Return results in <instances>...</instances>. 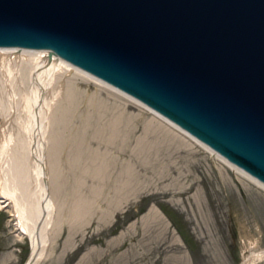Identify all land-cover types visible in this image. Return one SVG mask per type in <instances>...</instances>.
<instances>
[{"label":"rangeland","instance_id":"374dc122","mask_svg":"<svg viewBox=\"0 0 264 264\" xmlns=\"http://www.w3.org/2000/svg\"><path fill=\"white\" fill-rule=\"evenodd\" d=\"M19 71L13 81L24 92L27 68ZM71 72H54L44 108L56 216L37 264H264L263 186L127 96ZM7 75L0 71L8 114ZM25 108L0 115L8 184L25 152ZM15 220L9 206L0 210V264L31 254Z\"/></svg>","mask_w":264,"mask_h":264},{"label":"water","instance_id":"95a60500","mask_svg":"<svg viewBox=\"0 0 264 264\" xmlns=\"http://www.w3.org/2000/svg\"><path fill=\"white\" fill-rule=\"evenodd\" d=\"M0 48L47 50L264 185V0H0Z\"/></svg>","mask_w":264,"mask_h":264},{"label":"bare ground","instance_id":"6f19581e","mask_svg":"<svg viewBox=\"0 0 264 264\" xmlns=\"http://www.w3.org/2000/svg\"><path fill=\"white\" fill-rule=\"evenodd\" d=\"M26 68L28 83L25 89L23 88V92L20 85L21 82L19 83L17 78L14 82L13 79L14 77H16V70L25 71ZM0 71L2 73L4 72L5 75L8 74L7 76H11L9 78H6L8 82V84H6L8 90L7 92H10L9 94L12 97L13 102L10 103V107L12 110H10L8 114L12 116V112L15 110H19L21 104H23L24 108L26 107L25 109L27 113V120H29L28 125L24 128L26 133V142L23 146L25 152L22 163L19 164L20 166L18 167L20 168V171L17 168V170L14 169L16 172H11L12 175L14 173L15 175L13 176V178L9 177V181L13 179L11 181L12 183L9 184L7 181L2 182V178L0 177V210L6 208L7 206L11 208V210L13 211V215L16 218L14 224H16L18 234L21 236H26L30 241L31 254L24 264H37V262L44 256L45 249L49 244V232H51L50 228L52 226L55 215L54 196H52L53 193L51 194V192L49 191L50 183L46 171L48 162L46 163L45 161V146L47 145L45 143L47 142V138L45 137L47 128H45V125L47 123L44 124V108L48 107L50 105V102H52L55 98L54 90L52 91L53 96L48 97L47 95L49 90H51L53 87L54 72L58 71L59 73H61L62 71V73L67 74L68 71H74L80 73L93 80L97 84H102L103 86H106L117 93L127 96L138 105H140V107L150 110L152 114L164 120L166 123H168V125L174 126L181 133L187 135L192 140L197 141V139L177 127L175 124L163 118L162 116L155 113L150 108L146 107L127 94L74 67L70 63L62 60L55 55L49 57L47 50L0 48ZM0 79H2V77ZM65 80L67 81V79ZM70 81L71 80H69V82ZM70 86H72V84ZM62 87L63 86H61V88ZM6 109L8 110V108L5 107L4 103H0V115L3 120H7L8 114L6 113ZM197 143L208 149L214 155V157L217 156L218 158L229 164V166H231L233 169L239 171L241 174L249 177L250 179L264 187L263 184L256 181L254 178L250 177L248 174H246L236 166L230 164L223 157L218 155L216 152H214L201 142L197 141ZM12 175L9 176L12 177ZM243 264H246V262L244 261Z\"/></svg>","mask_w":264,"mask_h":264}]
</instances>
